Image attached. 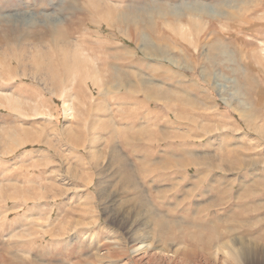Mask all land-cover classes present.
Listing matches in <instances>:
<instances>
[{
	"label": "rangeland",
	"instance_id": "rangeland-1",
	"mask_svg": "<svg viewBox=\"0 0 264 264\" xmlns=\"http://www.w3.org/2000/svg\"><path fill=\"white\" fill-rule=\"evenodd\" d=\"M252 1L0 0V264H264Z\"/></svg>",
	"mask_w": 264,
	"mask_h": 264
},
{
	"label": "crops",
	"instance_id": "crops-1",
	"mask_svg": "<svg viewBox=\"0 0 264 264\" xmlns=\"http://www.w3.org/2000/svg\"><path fill=\"white\" fill-rule=\"evenodd\" d=\"M191 6L185 7V13L183 18L191 25L187 24L186 36L192 37L191 43L196 42L197 36H204V42L206 37L210 34L208 30L214 27L220 19L224 18V7L229 4H236L241 9L250 10V4L252 0H191ZM238 9V10H240ZM182 15H176L177 19H180ZM219 25L216 26V30ZM223 27V26H221ZM178 34L179 31H178ZM219 35L218 30L216 35Z\"/></svg>",
	"mask_w": 264,
	"mask_h": 264
},
{
	"label": "bare ground",
	"instance_id": "bare-ground-1",
	"mask_svg": "<svg viewBox=\"0 0 264 264\" xmlns=\"http://www.w3.org/2000/svg\"><path fill=\"white\" fill-rule=\"evenodd\" d=\"M108 14H109V13H108ZM108 14H107V15H108ZM109 15H110V14H109ZM109 15H108V16H109ZM110 16H111V15H110ZM117 17H118V16H117ZM117 17H116V18H117ZM109 18H110V17H109ZM119 18H120V17H119ZM105 19H106V18H105ZM108 20H109V19H108ZM67 54H68V53H67ZM67 54H66V55H67ZM75 55L78 56V54H75ZM75 55H74V56H75ZM74 56H73V57H74ZM63 59H66V60H67L68 57L65 56ZM76 59L79 60V58H76ZM83 59H84V58H83ZM86 61H87V60H86ZM72 62H73V60H72ZM84 62H85V60H84ZM75 63H76V62H75ZM76 66H77V65H76ZM76 66H73V67L77 68ZM81 66H83V64H82ZM87 67H88V66H87ZM88 68H89V67H88ZM88 68H87V69H88ZM72 69H73V68H72ZM80 69H81V67H80ZM82 69H84V68H82ZM88 70H89V69H88ZM78 71H79V69H78ZM97 81H98V79H97ZM120 159H121V157H120ZM122 161H124V159H123ZM124 162H125V161H124ZM120 163H121V162H120ZM121 165H122V164H121ZM121 165H120V166H121ZM124 168H126V166H124ZM126 176H127V177H126V180H128L129 182H132V181H131V180H133V179H131L132 176H131V177H130V175H126ZM133 177H134V176H133ZM134 179H135V178H134ZM126 180H125V182H126ZM135 181H136V180H135ZM129 182H127V183H129ZM129 184H130V183H129ZM134 184H135V183H134ZM136 184H137V183H136ZM135 186H136V185H135ZM159 222H160V221H159ZM162 222H163V221H162ZM158 225L160 226V223H158ZM161 227H163V225H162ZM161 227H160V228H161ZM163 233H164V231H163ZM202 235H204V234H202ZM199 236H200V235H199ZM167 237H168V236H167ZM194 237H195V236H194ZM200 237H201V236H200ZM167 239H168V238H167ZM238 240H239V239H238ZM241 240H242V239H241ZM243 240H244V239H243ZM135 241H136V240H135ZM164 241H165V239H164ZM239 241H240V240H239ZM138 242H139V241H138ZM243 242H244V241H243ZM140 243H143V244L140 245ZM248 243H249V242H248ZM250 243H251V242H250ZM251 244H253V243H251ZM104 245H105V244H104ZM115 245L118 246L117 244H115ZM138 245H140V246H139L140 249H143V250H145V251L149 248V246H148L147 244H145L144 242H139ZM138 245L135 247L136 249L138 248ZM243 245H244V244H243ZM255 245H256V244H255ZM109 246H110V245H109ZM249 246H250V244H249ZM249 246H248V248H247V247H243V250H245V251H249V248H250ZM256 246H257V245H256ZM112 248H113V247H112ZM110 249H111V248H110ZM110 249H109V250H110ZM126 249H127V248H126ZM112 250H114V249H112ZM138 251H139V250H138ZM127 252H128V251H127ZM114 253H115L117 256H114ZM120 253H124V250H118V251H116V252L113 251V253H111V256H112V257H116V259H117V258H120V257H121V256H120ZM109 255H110V252H109Z\"/></svg>",
	"mask_w": 264,
	"mask_h": 264
}]
</instances>
